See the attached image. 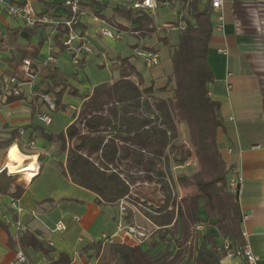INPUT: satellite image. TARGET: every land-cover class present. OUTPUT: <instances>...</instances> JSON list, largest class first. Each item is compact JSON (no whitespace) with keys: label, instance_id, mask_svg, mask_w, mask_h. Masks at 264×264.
I'll return each mask as SVG.
<instances>
[{"label":"trees","instance_id":"obj_1","mask_svg":"<svg viewBox=\"0 0 264 264\" xmlns=\"http://www.w3.org/2000/svg\"><path fill=\"white\" fill-rule=\"evenodd\" d=\"M181 1L189 3L193 22L185 19L184 29L177 31L178 41L170 55L171 72L163 80L160 77L161 84L156 89L153 82L146 86L134 65L128 58H122L118 65L119 78L96 85L81 103L76 119L63 132L41 134L43 140L58 144L59 152L65 154L64 175L74 185L94 194L98 206H114L128 193V187L120 178L122 174L131 185L137 181H155L162 186L161 193L169 198L166 178L171 179L170 160L182 164L193 158L196 162L194 173L176 178L182 191L178 220L172 224L173 214L165 209L151 217L160 230L149 242L147 251L125 243L104 247L92 244L83 248L86 252L92 250L89 258L99 257L98 264H220L222 255L211 230L228 241L233 249L244 242L236 196L227 190L231 170L217 142L218 132L223 129L218 116L220 104L210 97L214 78L207 52L214 28L213 13L209 0ZM24 4V1L19 2L15 7ZM78 6L82 7L80 1ZM114 13L129 22L132 27H122V30L136 39L145 41L156 36L159 42L168 44V38L160 36L152 17L138 16L132 6L128 10L114 9ZM177 24L176 19L173 25ZM6 35V46L19 52L21 59L33 61L37 57V50L30 54L17 44L18 30H8ZM66 35L67 29L59 25L49 37L51 47L59 53L65 50L62 40ZM143 50L156 52L148 46ZM46 67L56 72L54 64ZM133 76L136 81L131 79ZM1 79L0 95L3 94ZM55 88V85L49 86L37 97L41 99L42 95L53 93L55 106L60 108L63 91L56 92ZM22 99L21 93L16 97L9 95L5 103ZM180 125L185 129L188 148L178 143ZM13 139L14 136L4 142L5 149L13 144ZM132 170L143 172L144 177L129 175ZM18 178L2 170L0 196L20 198L23 190L17 185L25 186V180L17 182ZM142 190L138 188L137 192ZM155 196L156 190L149 197L155 200ZM200 212L205 214V219L200 218ZM196 223L204 225L203 233H193L192 226ZM162 244L166 245L164 251L158 248ZM18 245L23 253L27 249L40 252L47 258L44 264L72 262L67 253L53 257L52 248L33 233L22 234Z\"/></svg>","mask_w":264,"mask_h":264},{"label":"crops","instance_id":"obj_2","mask_svg":"<svg viewBox=\"0 0 264 264\" xmlns=\"http://www.w3.org/2000/svg\"><path fill=\"white\" fill-rule=\"evenodd\" d=\"M23 1H29L36 14H47L57 21H63L70 15L69 8L65 5L67 0H0V78L20 74L23 61L19 52L5 44L8 30H18L17 44L27 52L32 54L35 50L38 51L34 62H43L48 46L51 47L49 37L54 32L51 27L29 29L22 21L6 15L5 6L15 7ZM79 1L82 4V15L77 32L89 45L92 53L82 54L79 64L74 65L69 52L64 50L59 53L58 49L52 48L56 72L47 69L46 65L45 70L31 83L26 81L21 88V101L5 103L9 95H0V169L7 171L4 166L7 162L4 142L12 136L13 143L18 145L23 154L29 156L26 162L31 160L32 155H36L39 166L36 174L24 175L28 177L24 181L25 186L17 185L14 181L23 190L17 199L22 210L19 215L11 209L10 197L0 196V264H10L16 249H20L18 242L11 240L16 220L26 227V232L33 233L50 246L53 257L60 253L70 255L71 264H90L93 259L89 258L92 250L86 252L83 248L91 247L100 235H112L115 231V217L109 223L103 212L109 206H98L94 194L74 185L64 175V163L60 166L61 170L54 167L45 170V163L41 161L47 154L45 151L51 147L50 143H46L47 146L42 144V132L52 135L63 132L76 119L85 97L91 94L96 85L102 83L96 80L90 85L87 94L81 95V82L77 80L79 76L75 75L81 72L83 75H93L90 69L96 63V58L102 60L99 62L102 65L95 75H119L122 35L126 32L122 27L130 29L132 26L114 13V9L128 10L137 0H97L96 3L90 0ZM178 11L177 8L175 16ZM173 14L170 11L165 15L167 18L163 23L173 21L172 17H168ZM223 16L222 28H213L207 52V62L214 78L210 97L220 104L219 113L223 124V129L218 132L217 142L226 165L230 167V173H239L243 179L236 196L243 241L250 246L257 259L256 264H264V0H224ZM187 20L191 21L190 18ZM163 23L161 25H165ZM157 25L156 23L155 26L158 27ZM102 27H108L118 38L102 37L99 34ZM154 39L156 38L153 37L152 41ZM101 47L108 48V51ZM148 47L154 48L152 45ZM221 50L226 51V54ZM136 51L139 49L134 46L135 54ZM127 58L140 75L156 76L147 81L157 82L162 77L160 75L163 74L158 72L162 61L151 72L143 74L136 58ZM65 61L71 63L77 72L71 73L66 69ZM141 66L144 68L142 63ZM69 75H73V78ZM52 85H55L56 92L62 90L63 93L61 107L50 112L37 96ZM48 95L55 100L53 93ZM41 113L49 116L51 113L62 114L64 126L61 130H49L53 127V120L48 127L42 126L37 120ZM32 140L35 141V146L29 147L28 142ZM199 216L205 219L203 212ZM58 222L64 225V230L51 232ZM98 224L103 228L95 234L94 229ZM211 233L215 237L216 246L220 248L223 239L215 230H211ZM140 248L142 251L148 250L145 245ZM23 254L27 264L47 262V258L40 252L27 249ZM220 264L245 263L243 259H228L222 255Z\"/></svg>","mask_w":264,"mask_h":264},{"label":"built area","instance_id":"obj_3","mask_svg":"<svg viewBox=\"0 0 264 264\" xmlns=\"http://www.w3.org/2000/svg\"><path fill=\"white\" fill-rule=\"evenodd\" d=\"M78 2L79 0H67L65 2V5L69 8L70 15L63 21H57L47 14H36L29 1L25 2L22 7H13L7 5L4 7V9L6 15L9 18L22 21L29 29L37 27H51L54 30L59 25H63L67 29V35L62 40V45L65 50L72 55V63L74 65H78L80 56L82 54L90 55L92 53L89 45L77 32L80 16L82 15V11L78 6ZM223 4L224 0H209V5L214 17V29L216 30L221 29L224 23ZM171 5H177V7L180 5L181 9L178 7L179 11L176 14L178 24L174 26L172 25L170 29H165V31H178L179 29H184V23L186 19L185 16L191 12L189 3H184L181 0H150V4L145 5V0H139L132 5V9L135 13H137L138 16L145 14L153 17L160 6L169 7ZM99 34L102 37H107L110 39L118 38V35L112 33L108 27H102L99 30ZM48 47V52L43 62H34L28 59L23 60L20 66V74H18L20 76L12 74L2 77L1 90L3 94H8L13 97L20 95L21 88L24 86L26 81L31 83L32 80H34L39 75L43 67L48 64L55 63L53 49L50 46ZM220 52L226 54V51L224 50H221ZM136 55L141 58L142 65L146 70H151L160 63V56L157 52L139 50ZM40 100L45 104L47 111H55V100L50 95H42ZM37 120L44 127H48L52 123V119L47 113L39 114L37 116ZM19 134L22 135V132ZM180 139L182 138L179 130V140ZM28 146L34 147L35 141H29ZM187 166H189L188 161H185L182 164H177L173 160H170L169 173L171 175V179L168 177L166 178L170 190L169 198L161 193L162 186L155 183V181H137L134 185H131L128 179L124 178L123 174L120 175V178L128 187V193L115 205L118 213L115 223V231L112 235H100L98 240L93 244H100L101 247H104L114 243H125L129 245H145L146 247H149V242L160 230L159 226L153 224L150 219L151 217L158 216L160 211L165 209V211L173 214L172 224L175 223L179 218L182 194L180 193L179 186L176 184V177L172 175L170 169L176 170ZM129 175L144 177L143 172H136L135 170L130 171ZM152 178L154 179V177ZM242 182L243 179L239 173H232L229 176L227 183L228 192L234 196H237ZM144 187L155 188L154 190H156L157 193L155 196L156 202H154L149 196L142 194V192H137L138 188ZM9 200L11 209L16 215H19L22 210L18 206V200L15 198H10ZM172 224L168 226V228H170ZM13 227L14 232L11 235V240L17 243L19 237L26 232V227L23 226L19 220H16ZM62 230H64V225L61 222H58L51 232L54 233ZM192 231L193 233L201 234L205 231V227L201 223H196L192 226ZM243 237L244 234H242V238ZM158 248L161 251H164L166 245H159ZM172 249L173 247L171 246L169 251L171 252ZM220 252L221 255L228 259H243L245 264H256L257 261L246 241H244L243 245L240 247L233 249L231 248L228 241L223 240V243L220 247ZM98 260L99 257H93V264H98ZM10 264H27L26 257L24 256L21 249H16L14 259Z\"/></svg>","mask_w":264,"mask_h":264},{"label":"rangeland","instance_id":"obj_4","mask_svg":"<svg viewBox=\"0 0 264 264\" xmlns=\"http://www.w3.org/2000/svg\"><path fill=\"white\" fill-rule=\"evenodd\" d=\"M178 7H179V9H181L180 5ZM178 7H177V5H171L169 7L160 6L158 8V10L156 11L155 16L152 17L154 23L158 24L157 25L159 28L158 33L160 32V36L165 35L168 38V44L167 45H164L163 43L159 42L157 39H154L152 41V38L147 39L145 41L138 40L134 37V35H130L129 32H124V34L122 35V49H121L122 58H127L129 56H133L134 58H136L135 61L138 63L137 65H139L142 73L143 74L149 73V72H151V70H146V69L142 68L141 58L139 56H137L133 52V50H134V46L137 45V49H139L141 51H146V50H143V47L152 45L155 48V51L160 56V62L162 61V65L160 66V70L158 72L163 74V75H160L163 77V78L161 77L162 80L165 79L171 72L170 55H171V52L173 50V47L177 44V41H178V34H177L176 30H170V31L166 32L165 29H170V27L173 24H175L174 17H176V19H177V15L175 16V13H176ZM170 11H171V13H174V14H173V16L169 15L168 17L169 18L172 17L171 20L173 19V21H170L168 23H163L165 21V19L167 18V16H165V15H167ZM185 17H186V19L190 18L191 22H193L192 15L187 14ZM162 23L165 25H161ZM154 38H156V36ZM137 42H139V44H137ZM101 49L108 51V48H106V47H101ZM137 52L138 51H136V53ZM95 62L96 63H94L93 67H91V69H90L91 72L93 73V75H83L82 72L79 73L78 75H75V76H79L77 80L81 82L82 88L79 89L81 95L87 94L90 85L93 84L94 82H96V80H100V82H102V83H108V82H112V81L119 78V75H114V73L112 75H95V74L99 73L98 69L102 65L99 62H102V60L96 58ZM64 67L66 69H68L71 73L77 72L75 67L69 62L65 61ZM87 74H89V72ZM69 76L71 79L73 78V75H69ZM141 76L144 78L146 86H147V84L150 83L147 80H150L151 77H154V78L156 77L154 75H141ZM131 79L136 81V78L134 76L131 77ZM159 82L160 81L153 82V84L155 85V87H154L155 89L157 88V86H159L161 84V83L159 84ZM71 83H73V82L71 81ZM60 113H57V114L51 113L50 114V116L52 117V120H53V127L51 126V129H49V130H52V129L61 130L62 126H64L63 125L64 123L62 122L63 116ZM218 116L219 117L221 116V114L219 112H218ZM179 130H180V134H181L182 139L178 140V143L180 145H184L185 147L188 148L189 145H188V141L186 140L185 129L183 128L182 125L179 126ZM45 134H48V133H45ZM41 139H42V137H41ZM46 143L47 142L45 140H43L42 144L46 145ZM50 144H51V147L45 151V153H47V154H45L44 157H42L41 161L43 163H45V170H47L48 167H54L56 170H61L60 166L65 162V154L59 152L58 144H55V143H50ZM53 158H54V160H53ZM186 161L189 162V166L179 168L176 170L170 169V172L172 173V175L174 177L177 178V177L182 176V175L188 176L197 170V165H196V162L194 161L193 158H189ZM6 173L8 174V171H6ZM18 176H19V178H18L17 182H20V181H23L26 179V177L24 175H18ZM154 189L155 188L144 187L141 192H142V194L150 196L151 192L155 191ZM180 193L182 194L181 190H180ZM153 201L156 202V197H155V200H153ZM103 212H105L107 222L110 223V221L112 220V217H115V220H117L118 213H117V208L115 206L114 207L109 206L108 208L103 209ZM115 223H116V221H115ZM102 228H103V226H101V224H98V226H96V228L94 229L95 234L101 232ZM91 260H92V262L90 264H93V259H91ZM182 264H185V263H182Z\"/></svg>","mask_w":264,"mask_h":264},{"label":"clouds","instance_id":"obj_5","mask_svg":"<svg viewBox=\"0 0 264 264\" xmlns=\"http://www.w3.org/2000/svg\"><path fill=\"white\" fill-rule=\"evenodd\" d=\"M150 4V0H145V5H149ZM29 156L23 154L18 145L16 143L11 144L8 149H7V162L4 165L9 174L15 173L18 170H24L27 171L26 169H21L20 165L23 164L25 159H28ZM31 160L33 162L32 165H29V168L33 167L35 165V161L37 159L36 155H32ZM3 169H0V171H2ZM28 178V177H26Z\"/></svg>","mask_w":264,"mask_h":264},{"label":"bare ground","instance_id":"obj_6","mask_svg":"<svg viewBox=\"0 0 264 264\" xmlns=\"http://www.w3.org/2000/svg\"><path fill=\"white\" fill-rule=\"evenodd\" d=\"M33 162L32 160H29L23 164L20 165V168L21 169H26L27 171H24V170H18L17 172L15 173H12V174H9V175H26V176H30L32 175L33 173L36 174V171L38 170V163H37V159L35 161V165L31 168H29V165H32ZM5 169L7 170V168L5 167ZM8 171V170H7ZM38 172V171H37ZM34 175V174H33Z\"/></svg>","mask_w":264,"mask_h":264}]
</instances>
